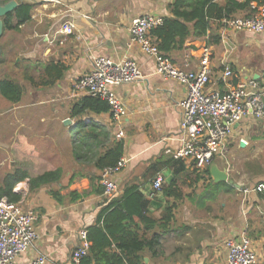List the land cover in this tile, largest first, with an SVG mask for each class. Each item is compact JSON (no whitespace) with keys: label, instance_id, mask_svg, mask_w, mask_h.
I'll return each mask as SVG.
<instances>
[{"label":"crops","instance_id":"obj_1","mask_svg":"<svg viewBox=\"0 0 264 264\" xmlns=\"http://www.w3.org/2000/svg\"><path fill=\"white\" fill-rule=\"evenodd\" d=\"M6 1L16 2L12 13L23 3L31 5L32 10L29 20L20 25L15 17L11 27L4 23L7 15L1 18L0 80L17 84L22 94L18 102L0 94L6 106V115L3 117L4 113L0 112V121L7 119L12 132L9 137H0V187L4 176L15 170L28 173L30 178L46 172L60 173L57 181L44 184L32 193L28 179L17 183L12 190L18 197L16 202L36 216L37 238L17 262L29 264L42 256L45 264H71L72 253L80 243L79 232L94 226L102 209L115 202L123 215L129 216L123 221L128 232H120L115 239L106 235L112 243L111 249L120 253L116 245L152 240L151 248L135 250L142 257L141 264H226L225 241L241 237L250 241L257 264H264V192L256 191L259 185H264V160H260L264 154V122L246 119L239 123L224 151L214 158L211 167L225 172L226 181L215 182L210 167L198 170L190 160L173 159L172 154L182 146L177 104L186 98V89L158 75L153 59L129 41L128 28L133 19L145 15L172 18L170 6L175 0ZM4 2L0 0V5ZM253 7L258 6L252 3L251 8L256 10ZM241 17L243 14L238 13L235 18ZM64 21L73 24L72 35L58 33ZM223 21L218 29V23L213 22L205 38H188L181 50L169 55L177 67L183 69L187 64L189 70H195L204 48H208L212 69L209 91L228 90L221 82L222 62L230 65L236 75L230 86L250 79L261 81L264 73V34L234 32ZM214 36L220 38L218 44H214ZM228 37L255 52L257 57L231 59L225 53L217 56L216 47L225 45ZM98 57L131 58L142 73V79L115 89L124 109L118 123L111 119L109 111L86 114L83 118L85 123L92 122L108 134L106 146L114 140L122 142V159L127 163L113 177L117 191L111 196L103 194L101 172L93 163L96 156L89 153V162H84L76 161L72 154L77 119L70 118V107L85 96L75 94L72 85L91 71L92 62ZM25 85L34 90L36 101L22 102ZM41 94L50 95L51 101L39 100ZM53 99L57 103L51 104ZM24 123H33L35 130L14 136L15 127L19 124L23 127ZM38 128L41 130L37 131ZM118 130L123 133L119 139ZM24 137L27 147L21 149L20 138ZM3 151L9 155L4 156ZM239 153L249 155L250 159L246 156L235 159L233 155ZM5 157H11L8 171L4 168ZM21 157L28 159L26 165L13 162L12 158ZM155 165L158 169L155 177H162L163 186L175 181L173 193L166 195L163 190H153L155 177L151 179L147 174ZM136 193L142 201L136 198ZM75 195L79 197L76 199ZM142 203L141 214L138 209ZM172 206H175L172 217H163ZM147 218L155 222L153 226ZM115 225L118 227V223Z\"/></svg>","mask_w":264,"mask_h":264},{"label":"built area","instance_id":"obj_2","mask_svg":"<svg viewBox=\"0 0 264 264\" xmlns=\"http://www.w3.org/2000/svg\"><path fill=\"white\" fill-rule=\"evenodd\" d=\"M253 8L256 9L253 17L224 20L223 24L234 32L264 34V3ZM162 22L161 17L153 15L133 19L128 28L129 41L137 45L143 55L153 59L158 75L185 87L186 98L177 104L180 110L179 141L182 146L172 157L175 160H190L196 169L204 170L224 151L239 123L246 119L264 122V86L261 81L254 79L238 81L230 86V81L236 79V75L230 65L222 62L221 82L228 86V90L209 91L212 75L209 49L204 48L195 70H189L187 64L183 69L177 67L159 53L150 39V31L162 25ZM73 31L74 26L70 21L60 23L59 34L69 36ZM140 79L142 73L135 60L128 57L118 60L98 57L93 60L91 71L74 81L72 90L75 94L107 102L111 119L118 123L124 109L115 89ZM121 137L123 133L118 130L116 138ZM126 163L121 158L114 168L101 172L100 184L105 196H111L117 191L113 177L122 171ZM152 188L155 192L162 191L161 176L153 179ZM256 191L264 192V185H259ZM35 220V214L24 210L21 203L11 202L5 197L0 199V264H19L17 258L32 247L37 238ZM79 238L80 243L72 253L71 264H80V259L88 252L86 231H80ZM225 248L226 264H257V255L248 238L228 239ZM45 263V257L40 256L29 264Z\"/></svg>","mask_w":264,"mask_h":264},{"label":"trees","instance_id":"obj_3","mask_svg":"<svg viewBox=\"0 0 264 264\" xmlns=\"http://www.w3.org/2000/svg\"><path fill=\"white\" fill-rule=\"evenodd\" d=\"M252 3L261 6L264 0H243L242 2L226 0L225 4H220L216 0H175L170 6L172 18L163 19L162 25L150 31V36L159 53L169 58L172 51L183 48L184 42L188 38H205L213 22L218 23V29L222 26V20L233 19L238 13H242L245 18L253 17L256 10L251 8ZM31 10V5L23 3L14 13L6 16L4 23H8L11 27L12 19L15 17L17 25L23 24L29 20ZM219 41L220 38L214 36V44H218ZM28 80L32 79L29 78ZM261 81L264 86V73ZM0 94L6 98L10 96L14 102H18L22 89L12 81L0 80ZM108 111L109 106L107 102L99 98L83 96L71 105L69 112L70 118L77 119L75 125L77 138L72 145L73 157L76 161L83 160L84 162H89V153H93L96 156L95 162H93L94 167L99 172H102L104 169L114 168L118 164L122 158L123 145L121 141L114 140L113 143L106 146L105 142L109 137L108 134L100 126L92 122L85 123L83 118L86 114L100 115ZM101 148L103 149L100 152L99 149ZM157 170V166L155 165L149 170L147 175L152 179L156 176ZM59 176V171H55L30 178L28 173L15 170L4 176L2 186L0 187V198L3 196L11 202H16L18 197L12 190L17 183L28 179L29 192L32 193L44 184L57 181ZM98 180L99 177L97 178ZM174 184L175 181L172 180L167 186H163L162 190L164 194L173 193ZM95 193H99V190H95ZM75 197L77 199L79 196L75 195ZM136 198L142 201L141 195L137 194ZM140 201L137 200L138 203ZM143 205L142 203L140 208L138 206V212L141 214L143 213ZM111 208L115 209L111 211ZM174 208L175 206L166 209L163 217L168 215L172 217ZM127 218L129 216L123 215L121 209L116 207L115 202L105 206L100 212L95 225L86 230L89 248L87 254L80 259V264H141L142 257L135 250L151 248L154 243L152 240H131V243L126 241L123 244L116 245L117 249L120 250V253H118L114 249H111L112 243L106 237V235H110L115 239L120 232L127 233L128 227L123 224L124 219L126 220ZM147 221L152 226L155 223L151 218H147ZM115 223H118V227ZM148 226L149 224H147L146 228ZM134 241L136 242L132 243Z\"/></svg>","mask_w":264,"mask_h":264},{"label":"rangeland","instance_id":"obj_4","mask_svg":"<svg viewBox=\"0 0 264 264\" xmlns=\"http://www.w3.org/2000/svg\"><path fill=\"white\" fill-rule=\"evenodd\" d=\"M6 1V0H5ZM226 44L223 45V44H220L218 47H216V55L219 56L221 55L222 53L226 54V57L227 58H237V57H257L255 54V52L252 53V51L248 50V49H245L243 46H239V42L236 41V39H233L231 37H228L226 39ZM241 66L240 65H237V68H240ZM25 95H24V99L22 102H24L25 104L26 103H29V102H33V101H36L33 97H35V93H34V90L31 89L28 85H25ZM29 92H31V94H29ZM44 96H48L47 97H44ZM41 94L40 95V98L39 100H43V99H46L47 101H51L52 97L50 95H46V94ZM56 101L53 99V102L52 103H55ZM57 103V102H56ZM6 106L5 104L0 100V112L4 113L3 117H5V109ZM52 111V110H51ZM51 111H49V113H51ZM54 113V112H53ZM61 115V114H60ZM43 117V115H41ZM41 117V118H42ZM62 117V116H61ZM30 118H33V117H30ZM44 118H46L44 116ZM47 120V119H46ZM23 127H21V125L19 124L17 127H15V132H14V136H17V135H21V134H26V131H30V133L35 130V126L33 123L31 124H28V123H24L22 125ZM38 130H41V129H37ZM11 131V128H10V125H9V121L7 119H3L2 121H0V137H2L4 139V137H9L11 135L12 132ZM23 132V133H22ZM17 137H15L16 139ZM19 138V137H18ZM22 139V141H20V147L21 149H25L26 146V142H27V138L24 137V138H20ZM29 144V143H28ZM22 153H24V151H22ZM6 154L9 155V152L5 153L3 151V155L5 156ZM1 155V154H0ZM240 156H242V159L244 156L248 157V159H250L249 155H246V154H243V153H239V155H233V157H235V159H239ZM6 158V162H5V167L6 168V171L10 170L11 166H10V161H11V157H5ZM2 159V158H0ZM13 159V162H17L19 165H23V163L26 165L27 164V161L28 159L25 158V157H21L19 160H17L16 158H12ZM228 159H231L228 157ZM236 160V161H237ZM260 160H264V154L262 155V157L260 158ZM232 163V162H231ZM250 163H252V161H250ZM4 171V172H6Z\"/></svg>","mask_w":264,"mask_h":264},{"label":"water","instance_id":"obj_5","mask_svg":"<svg viewBox=\"0 0 264 264\" xmlns=\"http://www.w3.org/2000/svg\"><path fill=\"white\" fill-rule=\"evenodd\" d=\"M17 7L16 2L11 1L8 2L4 5H0V37L2 35V31H3V23L1 18H3L4 16L12 13V11ZM210 175L212 176L213 180L215 182H220V181H226L227 180V175L225 172L223 171H219L216 167L214 166H210Z\"/></svg>","mask_w":264,"mask_h":264}]
</instances>
